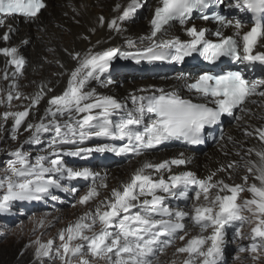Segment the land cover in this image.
<instances>
[{
    "label": "snow or ice",
    "instance_id": "snow-or-ice-1",
    "mask_svg": "<svg viewBox=\"0 0 264 264\" xmlns=\"http://www.w3.org/2000/svg\"><path fill=\"white\" fill-rule=\"evenodd\" d=\"M144 2L128 0L118 16L107 21L103 15L98 18L101 26L106 23L109 30L121 35L130 50L116 46L100 51L93 47L84 53L69 52L75 67L68 70L67 85L59 95H49L54 92V86L49 87L51 82H42L32 94L21 92L18 76L23 75L27 61L17 47H0V54L6 57L0 79L9 82L7 92L0 88V105L11 107L14 99L29 101L21 105L22 111L0 113V139L7 132L11 140H17L22 127L29 133L19 147L8 152L12 159L0 176L3 190L0 212H7L16 201L43 200L51 195L52 189L78 192L75 187L66 188L62 181H91L78 200L81 206H86L99 197L101 189H107V173L102 176L87 166L69 167L64 157L88 160L108 153L141 157L173 140L198 145L204 142L206 128L227 116L242 121L237 127L244 136H257L262 146L248 148L243 155L237 151L241 160L222 164L203 178L192 171L172 174L173 166L191 162V157L184 153L159 163L144 160L127 181L112 188L94 208L60 229L59 245L54 239L34 241V260L37 264H54L57 259L60 264H161L160 256L174 247L173 256L183 257L181 264H222L226 234L234 229L233 239L250 241L246 247L239 246L238 252H249L256 264L264 254V123L255 127L244 117L251 115L264 121V112L252 113L248 107L249 104L264 107V78L252 79L246 75V70L251 74L257 66L264 70V51L259 50L264 47V0H157L149 20V34L139 37L137 45L136 39L123 35L127 31L123 25L134 19ZM45 7L44 0H0V14L6 17L20 14L30 23L39 19ZM121 7L117 3L113 10L119 11ZM221 9L229 14H221ZM231 11H238V16H231ZM195 13H199L202 21L215 22V31L197 27L193 23ZM175 24L181 26L187 39L169 35ZM225 29L232 30V34H226ZM13 31L9 25L0 40L7 42ZM83 39L87 40L88 36ZM194 54L213 65L222 58L232 62L228 70L202 71L192 82H188L191 78L184 73L175 77L201 102L185 99L175 89L166 91L149 86L152 94L129 95L132 107L126 115H121L127 104L88 87L92 81L103 87L114 83L106 74L117 57L137 64L158 61L179 64ZM9 66L13 68L11 73ZM138 91L145 93L148 89ZM45 99L47 107L39 120L29 122L28 117L35 114ZM117 116L119 119L113 118ZM9 121L11 126L6 128ZM45 135H50L46 154H37L33 159L24 151V145L40 144ZM93 138H103L106 142L89 143ZM125 140L127 143H123ZM227 142L243 147L232 136L227 137ZM252 154L256 159L251 158ZM241 167L246 170L242 183L215 179L221 172H228L231 179ZM165 172L169 173L167 178ZM250 179L253 182L249 183ZM244 191L250 193V198H241ZM169 197L182 198L185 206L171 207ZM245 223L253 224L247 237L241 230ZM39 225L44 226L43 218ZM192 229L199 231L193 235ZM177 237L182 246H175ZM170 264H176V260Z\"/></svg>",
    "mask_w": 264,
    "mask_h": 264
},
{
    "label": "bare ground",
    "instance_id": "bare-ground-1",
    "mask_svg": "<svg viewBox=\"0 0 264 264\" xmlns=\"http://www.w3.org/2000/svg\"><path fill=\"white\" fill-rule=\"evenodd\" d=\"M45 1V11L40 13L39 19L35 23L27 21H14L7 18L6 20L0 19V35H2L4 31L8 30L9 25L14 28V34H11L9 42L0 40V47H17L19 53L23 55L27 61L24 69L26 70L25 80L29 85V89H25V94L34 93L42 82H51L49 87L54 86V92L49 95H59L62 93L67 85L68 70L75 67V62L69 56V52L75 51L84 53L87 52L89 48L93 47L96 51H100L108 47L127 46L124 44L123 37L121 35L109 30L106 23L101 26L98 22V18L103 15L107 21L111 20L115 16H118L120 11H122L123 6L128 3V0ZM153 1V6L150 9H145V12L140 17L123 25L127 30L123 35L136 39L137 45H139L138 38L146 36L149 33V16L152 9L156 6L157 0ZM117 3L121 4L122 7L119 11H114L113 9ZM193 23H195L197 27H205L211 31H215L216 28V25L211 24L212 22L201 24L193 21ZM93 28L95 31L91 32L90 29ZM224 31L226 34L232 32L230 29H225ZM169 35L187 38L180 25H173ZM84 36H88V39H83ZM110 37L111 39H109ZM24 40L29 42L24 44L22 43ZM97 41H100V44H97ZM260 50H264V47L260 48ZM57 61L63 65V68L60 67V64L56 63ZM5 64L6 57H4L3 54H0V71L2 70L3 73ZM12 70V66H9V73H11ZM54 73H63V75H53ZM178 74L180 73L171 75L170 77L167 76L149 79H139L136 77L130 82L124 75L117 77L111 76L109 78L113 80L114 83L108 85L107 87H103L95 81H92L88 87L95 88L96 91L102 95L114 96L123 103L128 100L130 94H145L146 92L141 93L138 90L148 89L149 91L151 90L149 86H153L154 88L170 87L183 91V82L175 79ZM57 81H59V83H57ZM4 90L7 92L8 87ZM259 99L260 98L258 97V100ZM1 107L3 110L4 105H0V108ZM45 107H47V99L43 100L37 106L35 114L30 115L28 117V121L33 123L38 121L40 115L43 114ZM248 107L251 109L252 113L264 112V107H261L259 104H249ZM244 119L255 127H259L262 123H264V121L257 120L251 115H246ZM241 123L242 121H235L230 124L225 129V134L241 141L243 143V147H240L239 144L233 145L232 143H228L227 139H223L220 140L221 144L218 147H214L205 153H190L186 150L179 149L174 151L158 152L151 155L145 154L144 156L138 157L126 165H116L108 169H101L98 172L103 175L107 173V178H109L110 182H113L114 188L119 186L121 182L127 181L130 174L138 168L144 160L159 163L168 158L179 157L180 153H184L185 156L191 157V162L187 164L183 170L192 171L202 177L207 176L210 171L216 170L222 164L227 165L230 161L241 160V157L236 155L237 151L241 152L243 155L248 148H260L262 146V142L257 136H244L243 132L237 127V125ZM10 126L11 122L9 121L6 128H10ZM20 130H24L23 127ZM28 135L29 133L27 132L26 134L23 133L24 137L21 140H24ZM220 142H218L217 145ZM0 143L5 144V139H0ZM3 148L4 146H1L0 151H2ZM251 158L256 159L254 154H252ZM244 171L246 170L241 167L238 173H234L232 175L231 179L228 178V172H221L215 179L223 178L230 184L242 183L241 176L242 174H245ZM174 173L175 171L172 167V174ZM168 174L169 173L165 172V177ZM237 175H239L238 178L236 177ZM109 180L107 179V183ZM251 182L253 181L250 179L249 183ZM97 183H99V181ZM87 188L84 190V193L87 191ZM111 189L112 188L109 190ZM105 190L106 189L100 190L99 198L101 200L110 194L108 193V195H105ZM98 201L99 200L95 199L89 204L94 206V204L98 203ZM76 205L81 206L79 203ZM198 231L199 229H192L191 234L194 235ZM228 241V235L226 234V243Z\"/></svg>",
    "mask_w": 264,
    "mask_h": 264
},
{
    "label": "rangeland",
    "instance_id": "rangeland-1",
    "mask_svg": "<svg viewBox=\"0 0 264 264\" xmlns=\"http://www.w3.org/2000/svg\"><path fill=\"white\" fill-rule=\"evenodd\" d=\"M25 73H26V70L23 69V75L18 76V83L20 84L19 90L23 93H25L26 90L29 89L28 88L29 85L28 83H26L27 81L25 80L26 78ZM3 74L4 73L1 70L0 77H2ZM128 81L130 82L132 80H128ZM8 84H9L8 81L0 79V88L5 89L6 87H8ZM28 103L29 101L27 100L21 101V100L14 99L11 102V107L9 108L8 105L5 104L4 105L5 110L4 109L2 110V107H1L0 113L4 111H22L23 107H21V105L22 104L27 105ZM22 137H23L22 132L21 133L19 132L18 139L13 141L10 139L8 133L5 132L3 136V138L5 139L4 150L8 148L17 147L20 144ZM220 144L221 142L215 147H218ZM24 151L27 152L28 149H24ZM3 153L4 151L0 152V154H3ZM30 156L33 158V155H30ZM126 164H122V165H126ZM0 171H2L1 165H0ZM3 175L4 174H2L1 176ZM243 175L244 174H242V176ZM236 177L238 178L239 175H237ZM107 179L109 180V178ZM107 185H108L107 187L108 189L104 191L105 195H108V193H110L109 189L113 188L114 186L113 182H110V180L107 183ZM87 187L88 186H85L81 192H79L78 194L74 196L73 199L60 203L59 207L50 208L46 210L44 213H36L33 215L22 217L21 219L16 221L14 225H11V226H8L3 222L0 223V264H4L8 262L10 260L9 259L10 257L18 256L21 252L24 255V257L32 255L34 258L35 245L33 244V242L36 241L38 238L41 240V242H46L48 239H54L55 244L59 245L60 240L58 238V231L62 228H66L69 222H74L82 213L86 212L89 208H94L95 206V204L94 206H92L91 204H88L86 206L76 205L78 203L79 196L84 194V190ZM241 198L242 199L250 198V193H248L247 191H244L243 193H241ZM96 199L101 200L99 197ZM73 205H75V207H73ZM244 214L249 215L247 212H245ZM41 218L44 219L43 227L39 225ZM49 221H51V226H48ZM252 226L253 224L251 223H248V225H244L245 229L243 230L244 231L243 234L245 237H247L248 234L250 233V229ZM98 227L99 226L97 225V230H98ZM228 240L229 241L225 244V252L222 258V264H253V260L251 259V254L249 252H243V253L238 252L239 246L246 247L250 243L248 239H240V238L233 239V237L231 236V238L228 237ZM182 243L183 242H181L179 238L177 237L175 241V246H182ZM168 249L169 250L166 251V254L160 256L161 264H170V262L173 259L176 260V264H181L183 257L173 256L174 247H169ZM10 264H12V260H10ZM54 264H60V261L57 259L54 262ZM94 264H100V262H94ZM256 264H264V254L261 255L260 260L257 261Z\"/></svg>",
    "mask_w": 264,
    "mask_h": 264
},
{
    "label": "clouds",
    "instance_id": "clouds-1",
    "mask_svg": "<svg viewBox=\"0 0 264 264\" xmlns=\"http://www.w3.org/2000/svg\"><path fill=\"white\" fill-rule=\"evenodd\" d=\"M7 42H9V41H7ZM19 132L20 133L22 132V136H23V133H25L23 130H19ZM21 141H23V140H21ZM1 146H5V144L0 143V147ZM19 146H20V144L17 147H19ZM33 147L34 146L32 144L24 145V149H28L27 152L30 155H33V158H35V156L37 154H46V147L44 145H40L38 148H35V149H33ZM15 148H8L6 150H4V148H3L2 151H4V153L0 154V163L2 162L0 164L2 166V171H0V173H1L0 176L2 174H4V170L7 167L8 161L10 159H12V157H10L8 155V152L15 149ZM2 151H0V152H2ZM30 152H32V153H30ZM130 162H132V161H130ZM178 169L179 168L174 169V171L176 172ZM166 178H167V176H166ZM2 191L3 190L0 189V193H2ZM51 196H55V197H57V199L53 200L51 198ZM66 201H68V200L66 199V200L62 201L61 198L58 197V195H57V190L52 189L51 195L48 197H45L43 200H40V201H16V202H14L10 206V209L7 212H0V223L3 222L6 225L11 226V225H14V223H16V221H18L22 217L33 215L36 213H44L46 210H48L50 208L59 207L60 203L66 202ZM167 250H169V249H167ZM18 259H24L25 264H37V262L34 260L32 255L24 257L22 252L18 256L12 257L13 262L18 260Z\"/></svg>",
    "mask_w": 264,
    "mask_h": 264
},
{
    "label": "trees",
    "instance_id": "trees-1",
    "mask_svg": "<svg viewBox=\"0 0 264 264\" xmlns=\"http://www.w3.org/2000/svg\"><path fill=\"white\" fill-rule=\"evenodd\" d=\"M10 260H12V257L9 258ZM10 260L4 264H10ZM12 264H25V260L24 259H18L16 261L13 262L12 260Z\"/></svg>",
    "mask_w": 264,
    "mask_h": 264
}]
</instances>
